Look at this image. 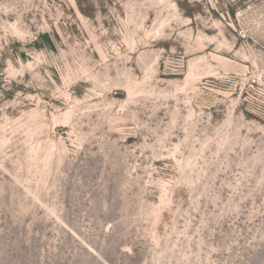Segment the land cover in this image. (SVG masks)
<instances>
[{"label":"rangeland","instance_id":"1","mask_svg":"<svg viewBox=\"0 0 264 264\" xmlns=\"http://www.w3.org/2000/svg\"><path fill=\"white\" fill-rule=\"evenodd\" d=\"M0 264H264V0H0Z\"/></svg>","mask_w":264,"mask_h":264},{"label":"trees","instance_id":"2","mask_svg":"<svg viewBox=\"0 0 264 264\" xmlns=\"http://www.w3.org/2000/svg\"><path fill=\"white\" fill-rule=\"evenodd\" d=\"M41 37L48 38V37H47V35H42ZM48 44H49V46H51V47H52V43H51V41H49V43H48Z\"/></svg>","mask_w":264,"mask_h":264}]
</instances>
